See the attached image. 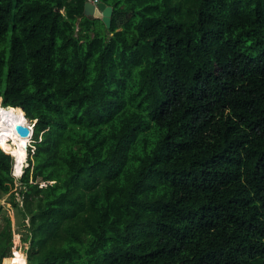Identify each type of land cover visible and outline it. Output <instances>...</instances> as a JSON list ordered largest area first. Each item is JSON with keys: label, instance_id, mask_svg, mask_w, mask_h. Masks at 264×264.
<instances>
[{"label": "trees", "instance_id": "16d2710c", "mask_svg": "<svg viewBox=\"0 0 264 264\" xmlns=\"http://www.w3.org/2000/svg\"><path fill=\"white\" fill-rule=\"evenodd\" d=\"M86 1L0 0L28 264H264V0Z\"/></svg>", "mask_w": 264, "mask_h": 264}, {"label": "bare ground", "instance_id": "6f19581e", "mask_svg": "<svg viewBox=\"0 0 264 264\" xmlns=\"http://www.w3.org/2000/svg\"><path fill=\"white\" fill-rule=\"evenodd\" d=\"M19 122L26 123L21 119L17 110L0 106V146L3 151L15 156V174L21 176L24 172L26 160L27 137H22L15 130V125ZM26 257L20 252L16 253L13 259L5 257L3 264H26Z\"/></svg>", "mask_w": 264, "mask_h": 264}, {"label": "rangeland", "instance_id": "374dc122", "mask_svg": "<svg viewBox=\"0 0 264 264\" xmlns=\"http://www.w3.org/2000/svg\"><path fill=\"white\" fill-rule=\"evenodd\" d=\"M26 162L27 160H25V167L28 164V162ZM15 176L17 177V179L20 178V176L18 175ZM19 189L20 186L17 191L12 187V189L8 193L0 192V231L5 226L7 218H9L12 221V227L15 231L14 238L17 245L16 253L20 252V254L24 255L26 257V260H28L27 250L29 248V242H24L23 239L28 233L27 226L30 225V218L29 216H23V214L17 208H13L11 206V202L13 200H16L19 202V207H24V202L19 193ZM16 253H14L13 256L9 258L13 259L16 256Z\"/></svg>", "mask_w": 264, "mask_h": 264}, {"label": "water", "instance_id": "95a60500", "mask_svg": "<svg viewBox=\"0 0 264 264\" xmlns=\"http://www.w3.org/2000/svg\"><path fill=\"white\" fill-rule=\"evenodd\" d=\"M84 14L86 16H89L90 18H100L105 23L107 28L111 27L113 7L107 5L106 3L102 2V1L87 0L85 2V5H84ZM0 106H2V105L0 104ZM2 107H4V106H2ZM7 107L13 108L14 110H17L15 107H11V106H7ZM15 130L22 137L28 138V142L26 144V160H27L28 159V148L27 147H28L29 140L31 139V137L33 135V128L31 126V121L26 120V123H23V122L17 123L15 125ZM0 148H1V146H0ZM11 155L13 156V162H14L13 172H14V175H16L15 171H14L16 159H15V156L13 154H11ZM27 166H28V164H27ZM15 253H16V251H15ZM2 264H3V262H2ZM26 264H28V260H27Z\"/></svg>", "mask_w": 264, "mask_h": 264}]
</instances>
